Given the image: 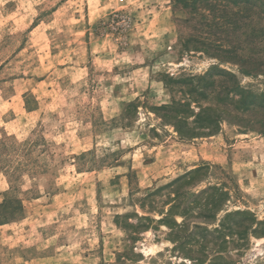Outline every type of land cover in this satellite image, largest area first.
I'll return each instance as SVG.
<instances>
[{"label": "rangeland", "instance_id": "obj_1", "mask_svg": "<svg viewBox=\"0 0 264 264\" xmlns=\"http://www.w3.org/2000/svg\"><path fill=\"white\" fill-rule=\"evenodd\" d=\"M170 1L167 17L152 0H0V264H264V5ZM226 72L242 90L225 120L182 139L161 108L214 106ZM200 167L171 234L163 189ZM204 190L223 194L215 219Z\"/></svg>", "mask_w": 264, "mask_h": 264}, {"label": "trees", "instance_id": "obj_2", "mask_svg": "<svg viewBox=\"0 0 264 264\" xmlns=\"http://www.w3.org/2000/svg\"><path fill=\"white\" fill-rule=\"evenodd\" d=\"M234 4H237V0H232ZM254 2L255 4L261 5V7L264 5V1L258 0L257 2L254 0H248V2ZM263 4V5H262ZM264 7V6H263ZM228 52L232 51H237L236 47L233 46L230 50H227ZM231 53V52H230ZM241 72L245 75H251L247 70L244 68H241ZM226 75L234 80V88L231 89V87H228L223 84V81L219 82V84L216 83V81L212 80L209 82V84L212 86V94L214 96V101L215 104L214 106L207 107L204 109H200L198 113H195V111L192 109V104L196 103L194 102L192 96L189 98L188 102H175L173 105L169 106H164L161 109L164 110L167 114L163 117V120L165 122L173 125L179 134V136L182 139H193L196 138L199 134L196 133L197 128H203L207 129L208 133H214L216 130L219 128V125H221L222 121L225 120L224 118V112L221 110V105L224 103V106L228 105L227 101H229V96L233 93H236L238 90H242L239 85V82L237 80V76L233 73L226 72ZM193 80V79H191ZM184 83L185 81H181ZM244 92V90H243ZM192 93V92H191ZM249 92H245L243 96V105L247 102L249 105V102L255 98L254 95L249 94ZM234 98V94L233 97ZM233 100V99H230ZM249 107V106H247ZM244 108V110H247L249 108ZM225 113H227V110L224 108ZM192 118H194L193 121H190ZM206 134L205 132H202L201 135ZM205 170V167H200L196 169L195 171L191 172L189 175L185 177H181L177 179L173 184L165 187L163 190H168L169 191V198H172L173 204H170L171 208L169 210V213L166 216H163V219L160 220L162 223L167 224L168 228L172 231L171 234H174V232H179L180 230L182 231L185 229L188 225L186 223V216L184 217L183 222L180 224H177L175 221L176 225L175 227H171L170 225V219L172 215L174 214L175 209L177 206H180V190H181V185L184 184L186 181L192 180V176L199 174L201 171ZM177 187V188H176ZM196 196H204L202 198V203L203 206L207 209L208 213L210 215L206 216V218H212L215 219L217 218L218 214L221 212V204L223 201V194L222 193H217L215 195H212L209 193L208 190H204L201 193L197 194ZM16 204H19L17 209H22L21 202L19 200H14ZM10 203V200H6L2 204H0V210H4L7 208V204ZM242 220L244 221V226H243V231L241 232L240 236L244 239L248 238L249 235H256L257 234V227L259 226V222L257 221V218H255L254 215L242 211L238 212ZM164 215V214H163ZM186 215V214H185ZM9 220L6 218H3L0 220V225H4L8 223ZM243 224V222H242ZM224 228V227H223ZM218 232H221L220 230Z\"/></svg>", "mask_w": 264, "mask_h": 264}, {"label": "crops", "instance_id": "obj_3", "mask_svg": "<svg viewBox=\"0 0 264 264\" xmlns=\"http://www.w3.org/2000/svg\"><path fill=\"white\" fill-rule=\"evenodd\" d=\"M103 0H99V3L97 5H99V7H101L102 9H105L106 7L104 2H102ZM163 2V10H164V14L165 16H169V15H173V8L172 6L170 5V0H152V3L154 4H158ZM157 5V6H158ZM98 23V22H96ZM95 23V26L97 25ZM93 26V27H95ZM166 34H168V31L166 32ZM108 39L109 37H105V38H102V39H97V40H94L93 43L91 44V50L92 52H94L95 54H98L99 57L96 58L97 61H101L102 59H106V58H109L110 55H111V51L108 50L107 48V44H108ZM93 48H95V50H93ZM102 49L101 51H98L97 49ZM97 56V55H96ZM43 261L42 259H38V260H32V262H36V261Z\"/></svg>", "mask_w": 264, "mask_h": 264}]
</instances>
